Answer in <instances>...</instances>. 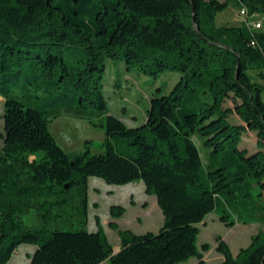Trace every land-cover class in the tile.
Returning a JSON list of instances; mask_svg holds the SVG:
<instances>
[{
  "label": "trees",
  "instance_id": "trees-1",
  "mask_svg": "<svg viewBox=\"0 0 264 264\" xmlns=\"http://www.w3.org/2000/svg\"><path fill=\"white\" fill-rule=\"evenodd\" d=\"M231 3L264 17V0H0L3 156L31 178L26 184L16 172L14 192L77 188L86 215L91 175L115 184L141 180L164 215L157 232L119 229L112 254L99 221L95 231L31 230L8 205L0 208V264L24 243L36 245L31 264H188L193 257L195 264H264V230L237 256L217 238L224 258L215 263L204 259L209 244L197 243L198 224L212 211L228 226L264 222V23L218 26ZM108 58L155 78L176 70L181 79L150 99L142 125L107 114L104 152L69 154L50 132V111L106 110ZM29 86L40 107L23 98ZM232 113L244 123L232 122ZM247 130L257 134L255 151L241 146ZM124 211L111 206L113 217Z\"/></svg>",
  "mask_w": 264,
  "mask_h": 264
},
{
  "label": "rangeland",
  "instance_id": "rangeland-1",
  "mask_svg": "<svg viewBox=\"0 0 264 264\" xmlns=\"http://www.w3.org/2000/svg\"><path fill=\"white\" fill-rule=\"evenodd\" d=\"M260 20L264 23L261 14H242L241 8L230 4L229 7L218 13L217 25L239 24L243 19ZM252 75L260 70H249ZM181 79L180 72L166 70L159 77L147 75L137 69H128L123 59L108 58L106 71L102 79L104 94L108 103L106 110L86 109L80 112L50 111L49 129L56 142L69 154H83L89 150L90 154L104 152L102 146L106 131L103 126L107 114H114L129 126H139L147 120V109L150 99L155 94L169 93L173 86ZM264 85V79H259ZM161 89V90H160ZM36 89L29 86L21 92L26 102L33 107H40L42 99L36 96ZM264 99V89L262 92ZM225 107H233L232 100H226ZM50 108V107H48ZM58 115H55L57 114ZM234 123H244L236 113L230 115ZM4 98L0 96V176L6 178V184H0V208L13 206L16 218L21 224L31 230L46 227L48 230L63 231L97 230L98 221L105 230L110 242L116 245L120 242L119 229H130L135 233L147 231L157 232L163 224L164 217L154 193L146 192L143 181H134L126 184L109 183L104 178L91 175L88 180V207L85 215L82 198L77 188L68 193L58 194L55 189H41L30 191L22 196L17 195L9 182L14 181L15 173L21 175L20 181L26 184L31 182L30 171L25 168L17 171L11 161L4 158ZM241 146L249 151L258 149V138L255 131L247 130L243 134ZM38 157L43 151L37 152ZM34 159L35 155H30ZM204 159L206 155L204 153ZM24 169V168H23ZM59 191V190H58ZM62 195V196H61ZM117 204L124 207L119 217H113L111 206ZM218 210L210 212L203 222L199 223L198 246L209 244L208 250H202L204 259L209 263L217 262L222 255L217 250V238L225 240L233 254L238 255L242 247L250 244L252 237L260 230H264L263 221L243 223L238 221L227 225L219 218ZM112 216L114 219H109ZM117 223V227H112ZM36 245L24 243L14 252L6 264H31L30 256ZM196 258L188 260L193 264ZM98 264H108V259ZM183 264V263H178Z\"/></svg>",
  "mask_w": 264,
  "mask_h": 264
},
{
  "label": "built area",
  "instance_id": "built-area-1",
  "mask_svg": "<svg viewBox=\"0 0 264 264\" xmlns=\"http://www.w3.org/2000/svg\"><path fill=\"white\" fill-rule=\"evenodd\" d=\"M241 13L242 14H248V10L246 7H242L241 8ZM250 25L254 26V27H260L261 26V21L260 20H256V21H251L248 22Z\"/></svg>",
  "mask_w": 264,
  "mask_h": 264
},
{
  "label": "crops",
  "instance_id": "crops-1",
  "mask_svg": "<svg viewBox=\"0 0 264 264\" xmlns=\"http://www.w3.org/2000/svg\"><path fill=\"white\" fill-rule=\"evenodd\" d=\"M145 189H146V187H144ZM163 217H164V215H163ZM109 219H114L112 216H110V218ZM115 221H116V219H114ZM162 226V225H161ZM114 248L115 249H120V242H118L116 245H114ZM222 255V254H221ZM223 258H224V256L222 255V257H221V259L219 260V261H221V260H223ZM196 259H195V262L193 263V264H195L196 263ZM219 261H217V262H219ZM215 263V262H214Z\"/></svg>",
  "mask_w": 264,
  "mask_h": 264
},
{
  "label": "water",
  "instance_id": "water-1",
  "mask_svg": "<svg viewBox=\"0 0 264 264\" xmlns=\"http://www.w3.org/2000/svg\"><path fill=\"white\" fill-rule=\"evenodd\" d=\"M67 186V185H66ZM115 205V204H114ZM119 251V249H113V252H112V254H115L116 252H118Z\"/></svg>",
  "mask_w": 264,
  "mask_h": 264
}]
</instances>
